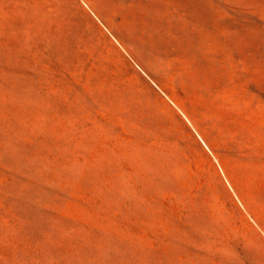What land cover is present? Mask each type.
Returning <instances> with one entry per match:
<instances>
[{"label": "rangeland", "instance_id": "rangeland-1", "mask_svg": "<svg viewBox=\"0 0 264 264\" xmlns=\"http://www.w3.org/2000/svg\"><path fill=\"white\" fill-rule=\"evenodd\" d=\"M0 264H264V0H0Z\"/></svg>", "mask_w": 264, "mask_h": 264}]
</instances>
